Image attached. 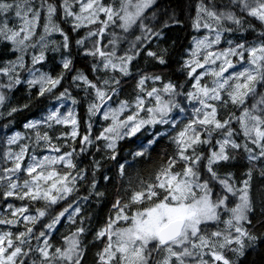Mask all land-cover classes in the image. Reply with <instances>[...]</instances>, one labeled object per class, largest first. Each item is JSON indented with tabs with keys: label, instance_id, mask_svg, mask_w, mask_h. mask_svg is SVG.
<instances>
[{
	"label": "snow or ice",
	"instance_id": "obj_1",
	"mask_svg": "<svg viewBox=\"0 0 264 264\" xmlns=\"http://www.w3.org/2000/svg\"><path fill=\"white\" fill-rule=\"evenodd\" d=\"M0 119V264H264V0H0Z\"/></svg>",
	"mask_w": 264,
	"mask_h": 264
},
{
	"label": "trees",
	"instance_id": "obj_2",
	"mask_svg": "<svg viewBox=\"0 0 264 264\" xmlns=\"http://www.w3.org/2000/svg\"><path fill=\"white\" fill-rule=\"evenodd\" d=\"M170 36H172L173 38H176L177 36L180 37V42L181 43H184L186 42L185 41V38H184V33H179V32H172L170 33ZM129 91L131 90L130 88L128 89ZM17 97H20L22 98V93H18L17 94ZM15 102V101H14ZM80 111V116L82 119H86V115L84 113V110L83 108L81 107L79 109ZM24 115H28V116H31V113H25ZM24 122V116H20L18 115L16 117V120H15V123L11 126L10 130L8 131V134H11L12 132H15V131H21L23 133L24 129L22 127V124ZM6 123V121L4 119H0V137H2L5 133V130L3 129L2 125ZM95 127H99V123H97L95 125ZM123 155H125V153H121V157H123ZM130 159V158H129ZM122 162V161H121ZM103 183V182H102ZM109 191L111 192L112 189H109ZM87 207V206H86ZM88 211L92 212L93 213V216H94V223H95V220L96 219H99L101 217H103L106 212H107V206H98V205H93L91 208H88ZM60 231L63 232L65 231V229L63 227L60 228ZM59 235V233H57V236ZM91 237H89L90 239ZM100 247V245H96L95 247L93 246H90L89 247V251H88V254L85 258V264H93V260H94V253L95 251L97 250V248ZM249 259H255L259 262V256L256 255V254H253L252 256L249 257Z\"/></svg>",
	"mask_w": 264,
	"mask_h": 264
}]
</instances>
